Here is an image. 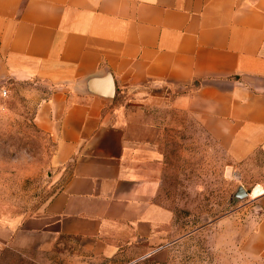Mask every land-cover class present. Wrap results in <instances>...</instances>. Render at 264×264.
<instances>
[{
  "label": "crops",
  "instance_id": "1",
  "mask_svg": "<svg viewBox=\"0 0 264 264\" xmlns=\"http://www.w3.org/2000/svg\"><path fill=\"white\" fill-rule=\"evenodd\" d=\"M108 75L111 98L88 85ZM31 82L49 87L34 119L66 168L45 230L98 255L159 246L173 216L157 201L161 141L176 115L234 163L264 155V0H0V88ZM252 193L242 254L264 264V191Z\"/></svg>",
  "mask_w": 264,
  "mask_h": 264
},
{
  "label": "rangeland",
  "instance_id": "2",
  "mask_svg": "<svg viewBox=\"0 0 264 264\" xmlns=\"http://www.w3.org/2000/svg\"><path fill=\"white\" fill-rule=\"evenodd\" d=\"M44 89L31 82L11 85L3 95L0 88V264H247L242 243L258 219L251 192L264 191L258 185H264V155L234 163L224 146L189 128L181 114L161 141L157 201L173 212L163 244L98 255L45 230L47 204L66 168L54 164L55 140L34 119Z\"/></svg>",
  "mask_w": 264,
  "mask_h": 264
},
{
  "label": "water",
  "instance_id": "3",
  "mask_svg": "<svg viewBox=\"0 0 264 264\" xmlns=\"http://www.w3.org/2000/svg\"><path fill=\"white\" fill-rule=\"evenodd\" d=\"M88 85L91 90L103 94L109 98L115 95V90H116L115 82L111 77V75L102 78H97V77L91 78L88 82ZM238 194L241 197L247 194L243 186L239 188Z\"/></svg>",
  "mask_w": 264,
  "mask_h": 264
},
{
  "label": "built area",
  "instance_id": "4",
  "mask_svg": "<svg viewBox=\"0 0 264 264\" xmlns=\"http://www.w3.org/2000/svg\"><path fill=\"white\" fill-rule=\"evenodd\" d=\"M2 93H3V95H6L7 94V91L6 90H3Z\"/></svg>",
  "mask_w": 264,
  "mask_h": 264
}]
</instances>
